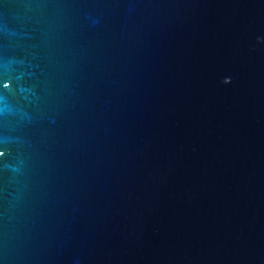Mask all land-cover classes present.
<instances>
[{"label":"water","instance_id":"obj_1","mask_svg":"<svg viewBox=\"0 0 264 264\" xmlns=\"http://www.w3.org/2000/svg\"><path fill=\"white\" fill-rule=\"evenodd\" d=\"M0 264H264V0H0Z\"/></svg>","mask_w":264,"mask_h":264}]
</instances>
